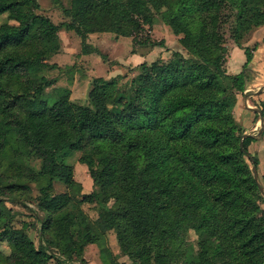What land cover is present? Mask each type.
Returning a JSON list of instances; mask_svg holds the SVG:
<instances>
[{
	"label": "trees",
	"instance_id": "16d2710c",
	"mask_svg": "<svg viewBox=\"0 0 264 264\" xmlns=\"http://www.w3.org/2000/svg\"><path fill=\"white\" fill-rule=\"evenodd\" d=\"M222 2L234 10L229 27L239 46L244 32L264 22V0H68L64 26L82 42L109 28L134 38L152 23L153 9L181 33L187 52L141 62L123 82L119 74L96 76L79 103L64 86L46 93L52 79L38 73L54 66L44 58L60 49L58 24L32 10L36 0H0V14L11 20L0 22V241L9 247L0 250V264H83L88 243L97 246L100 264H126L106 244V229L130 264H174L188 228L197 236L193 264H264V194L251 170L257 159L247 150L251 136L239 144L231 113L234 94L251 80V49L241 47L239 71L224 70ZM149 43L164 46L163 39ZM68 149L79 151L94 186L82 198L114 200L102 205L99 219L53 189L55 180L73 183L59 157ZM29 151L37 171L24 163ZM26 181L36 184L42 211L36 245L25 222L11 224L4 205L18 200Z\"/></svg>",
	"mask_w": 264,
	"mask_h": 264
},
{
	"label": "rangeland",
	"instance_id": "374dc122",
	"mask_svg": "<svg viewBox=\"0 0 264 264\" xmlns=\"http://www.w3.org/2000/svg\"><path fill=\"white\" fill-rule=\"evenodd\" d=\"M37 6L32 10L39 14L47 16L52 22L58 24L56 30L59 38L60 49L46 56L45 63L54 66H44L38 73L52 79V83L45 88L46 93H50L54 87L64 86L69 89V98L72 101L83 103L87 99V91L91 86L92 78L96 76L109 77L111 75H122L120 81H126L138 71V65L141 62L149 63L154 59L163 62L172 58L171 52L179 50L181 54L187 56L186 50L178 42L181 33L173 34L170 28L161 19V13L152 9V23L144 25V28L132 36H123L115 34L112 28L107 30H98L88 32L83 39L69 28H66V16L63 8L67 7L68 0H36ZM233 9L226 2H222L220 16L217 19L218 33L220 34L219 43L225 48V57L223 67L227 73H234L241 69L244 63V55L241 47L248 46L251 49V59L247 63L252 71L251 80L247 82L242 92H236L235 103L231 113L240 126L242 133H252L251 139L247 140L248 152L256 157L257 154L263 159L264 153V88L256 94H248L247 103L250 106L259 107L263 115V125L259 133L255 134L258 127L257 112L248 110L242 104L243 93H250L264 84V22L254 28L248 29L241 35L240 45L238 46L232 37L230 27L233 23ZM7 20L4 14H0V22ZM11 22V20H7ZM147 37L143 42L139 41ZM163 39L164 46L150 45V41ZM138 42V43H136ZM262 44L261 50L257 51L258 45ZM257 76V77H256ZM256 77V78H255ZM255 78V80H254ZM253 140V141H252ZM255 142V147L249 146L250 142ZM250 147V150L248 148ZM257 152V153H256ZM262 152V153H261ZM78 150H66L59 157L63 163L71 167L70 176L72 184L65 185L57 180L53 181L55 192H67L72 198V202L79 207L83 213L90 219L96 220L104 215L102 205L113 206L114 200L110 197L106 201L100 196L93 197L90 201L82 198V194L93 189L91 177L87 172L86 165L78 161ZM23 160L32 170L39 168V159L32 151L23 154ZM247 161V160H246ZM257 181L264 186V180L257 174ZM25 189L15 191L16 199L5 200L4 205L8 207L10 220L13 226H20L25 222L26 232L36 245L38 242L37 228L39 223L36 220L42 215L38 208L36 196L38 190L34 182H27ZM264 209V202L260 203ZM106 244L113 252L118 261L130 264V259L118 250L115 242L114 233L111 229L104 232ZM197 236L192 229H187L183 236L182 249L177 253L176 258L172 260L174 264H193L191 259L197 251ZM167 246L173 248V241L168 242ZM9 247L5 241H0V250L8 251ZM86 259L83 264H100L97 254V246L94 243L86 245L83 250ZM49 260L47 264H51ZM78 259L68 260L65 264H78ZM151 264V263H146Z\"/></svg>",
	"mask_w": 264,
	"mask_h": 264
},
{
	"label": "water",
	"instance_id": "95a60500",
	"mask_svg": "<svg viewBox=\"0 0 264 264\" xmlns=\"http://www.w3.org/2000/svg\"><path fill=\"white\" fill-rule=\"evenodd\" d=\"M262 88H264V84L258 86L256 90H254V91H252L250 93H247V94L244 93L243 94V98H242V104H243L244 107H246L248 110H251L253 112H257L259 127H258V129H257V131H256L255 134L259 133L261 131V129H262V125H263V115H262V112H261V110H260L259 107H255V106L248 105L247 100H246V97H247L248 94H256V93L260 92V90ZM251 135H254V134H252V133H242L241 136L239 137V144L241 145V139L244 136H251ZM246 157H250L248 153L246 154ZM251 170H252V177H253V179L255 181H257V172H256V168H255L254 165H251ZM259 191L262 194H264V191H263L262 187H260V186H259Z\"/></svg>",
	"mask_w": 264,
	"mask_h": 264
},
{
	"label": "crops",
	"instance_id": "0c3cea01",
	"mask_svg": "<svg viewBox=\"0 0 264 264\" xmlns=\"http://www.w3.org/2000/svg\"><path fill=\"white\" fill-rule=\"evenodd\" d=\"M261 47H262V44H260V45H258V47H257V51H260L261 50ZM257 77V76H256ZM255 77V78H256ZM255 78H254V80H255ZM244 90H248V89H246V88H244ZM253 141V140H252ZM250 142L251 144L249 145V146H251V147H255V145H254V143L255 142ZM248 146V148H249V150H250V147ZM257 153V152H256ZM262 153V152H261ZM262 156H263V159L262 158H260V156L257 154V164H256V172H257V174H259V175H262V174H264V153H262ZM86 245H91V243H88V244H86ZM86 245H85V247H86ZM85 247H84V249H85ZM83 257L86 259V256H85V253H84V255H83Z\"/></svg>",
	"mask_w": 264,
	"mask_h": 264
}]
</instances>
